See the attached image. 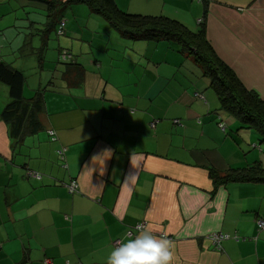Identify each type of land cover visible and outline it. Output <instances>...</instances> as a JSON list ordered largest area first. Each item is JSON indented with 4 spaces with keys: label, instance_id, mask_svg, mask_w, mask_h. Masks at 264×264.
Listing matches in <instances>:
<instances>
[{
    "label": "crops",
    "instance_id": "obj_1",
    "mask_svg": "<svg viewBox=\"0 0 264 264\" xmlns=\"http://www.w3.org/2000/svg\"><path fill=\"white\" fill-rule=\"evenodd\" d=\"M115 1L191 30L202 24L218 58L264 98V0ZM58 5L0 0V62L22 73L35 64L39 79L23 74V96L42 94L39 128L27 124L13 135L1 116L11 99L0 80V264H106L112 239L136 235L138 223L171 242L172 264H264V230L255 223L264 218V182L219 183L212 174L254 162L264 168L258 134L220 110L192 56L166 40L122 38L84 3ZM68 6V31L55 51L45 28ZM39 25L41 40L33 43ZM61 43L84 68L80 84L67 66L51 68L42 58ZM27 168L42 179L26 176ZM71 180L75 193L66 188ZM214 232L231 236L221 250L207 239Z\"/></svg>",
    "mask_w": 264,
    "mask_h": 264
},
{
    "label": "trees",
    "instance_id": "obj_2",
    "mask_svg": "<svg viewBox=\"0 0 264 264\" xmlns=\"http://www.w3.org/2000/svg\"><path fill=\"white\" fill-rule=\"evenodd\" d=\"M40 1L46 2L50 10L60 6L58 4L65 6L73 2L84 3L92 13L99 15L107 23V26L116 31L122 38L131 41L159 42L166 40L171 45L178 47V51L187 56H192V59L201 66V73L208 79L209 87L217 97L220 110L232 115L238 121L240 129H252L256 132L259 136V142L264 144V98L257 90L248 89L244 86L234 71L218 58L205 37L202 24L196 30H191L184 23L165 14L144 15L123 11L115 0ZM59 17L57 16L49 21L48 29L54 27V30H56L58 23L62 19V16ZM66 22L63 36H66L68 31ZM57 58L61 65L67 66L65 73L72 76L74 74L72 79L74 84L83 82L84 68L77 63L78 58L73 55L69 48L59 47ZM97 65L98 63L95 64V66ZM0 80L9 88L11 100L2 111L1 116L9 124L10 133L22 135L27 124L31 125L33 131H36L39 128L37 114L42 107L41 92L38 91L31 99L26 100L23 96L25 76L21 71L6 62H0ZM195 96L202 99V101H206L203 93L196 92ZM154 121L158 120H152L150 122L151 126ZM172 121L175 124L180 123L177 118ZM221 123L224 124V129L221 127ZM217 124L219 129L226 134L228 124H226L225 120L219 117ZM30 171L38 172L27 168L26 176H28ZM212 174L219 183L221 181V183L227 181L264 182V168L255 162L250 166L235 170L234 173L232 171L225 173V175H220L218 171L213 170Z\"/></svg>",
    "mask_w": 264,
    "mask_h": 264
},
{
    "label": "clouds",
    "instance_id": "obj_3",
    "mask_svg": "<svg viewBox=\"0 0 264 264\" xmlns=\"http://www.w3.org/2000/svg\"><path fill=\"white\" fill-rule=\"evenodd\" d=\"M104 153H109L108 158L111 155L107 150ZM96 158L98 157L94 159ZM172 261L171 242L155 235L151 230H141L123 240L119 246L110 249L106 257V264H172Z\"/></svg>",
    "mask_w": 264,
    "mask_h": 264
},
{
    "label": "built area",
    "instance_id": "obj_4",
    "mask_svg": "<svg viewBox=\"0 0 264 264\" xmlns=\"http://www.w3.org/2000/svg\"><path fill=\"white\" fill-rule=\"evenodd\" d=\"M65 22H66L65 19H61L60 22L58 23V25L56 27V34L58 36H63L65 34V28H64L65 27ZM221 124H222L221 127L224 129V124L223 123H221ZM152 126H154L153 123H152ZM48 133H49V135H50L52 140H56V133H55L54 130L50 129L48 131ZM58 153H59L60 159L62 161V165L64 167H66L67 165H66V160H65V149H60L58 151ZM28 176H30V177H32V178H34L36 180H40L42 178V175L40 173L34 172V171H30L28 173ZM66 187H67L69 193H73V192L78 190V183H77L76 180H71V182L69 184H67ZM255 223H256V227H257L258 231L264 230V218L257 217L256 220H255ZM144 227H145L144 223H138L134 228L136 230H142V229H144ZM128 235L129 236L132 235V231L131 230L128 231ZM230 237L231 236L229 234H227V233L214 232V233L208 235L207 239L214 245V247L216 249L221 250V242L226 240V239H229ZM232 238L235 239V240L239 239V237L237 235H234ZM121 242H122L121 238H114L111 241V245H112L113 248H115V247L119 246V244ZM45 263H49V261H45Z\"/></svg>",
    "mask_w": 264,
    "mask_h": 264
},
{
    "label": "rangeland",
    "instance_id": "obj_5",
    "mask_svg": "<svg viewBox=\"0 0 264 264\" xmlns=\"http://www.w3.org/2000/svg\"><path fill=\"white\" fill-rule=\"evenodd\" d=\"M132 2H134V1H132ZM68 8H69V6L68 7H65L64 8V10L62 11L63 12V16L61 17L62 19H66V17H65V14H66V12H69L70 10H68ZM61 11V9L60 10H58L57 12H60ZM56 12V13H57ZM59 13H57L56 14V16H59L58 15ZM6 24H8L7 22H6ZM1 27H6V26H0V28ZM21 29V28H20ZM46 30L48 29L47 28V26H46V28H45ZM40 32H43L42 31V28L40 27V25H39V31L37 32V35L34 37V39H33V43H38L40 40H41V37H40V35H39V33ZM21 35V34H20ZM48 41H49V44L50 45H53V44H56V46L55 47H53V48H55V51H56V49H57V44L59 43V41L61 40V41H63V36H61V37H57L56 36V34H55V30L53 29V28H49V30H48ZM20 40H23V38H19V41ZM59 47H62V48H65V46L63 45V43H61L60 45H59ZM52 47H49L48 48V50L47 51H45L44 52V54L42 55V58L47 62V63H51V65H50V67L52 68L53 67V65L54 64H59V65H61V63H59V61H58V53H53L52 52V49H53ZM20 54H18V53H15V54H13V56H19ZM37 57H39V55H38V53H36L35 54ZM23 58V60L24 59H26L27 57H28V55H25V54H22L21 55ZM11 60H13V59H11ZM53 64V65H52ZM14 67H16L15 65H13ZM30 67V66H29ZM47 70H42V75H46V72ZM53 71V70H52ZM41 73V71H39V69L36 67V65L35 64H32L31 65V68L30 69H27L26 71H24L23 72V74L27 77V81H29V80H35V79H39V74Z\"/></svg>",
    "mask_w": 264,
    "mask_h": 264
}]
</instances>
